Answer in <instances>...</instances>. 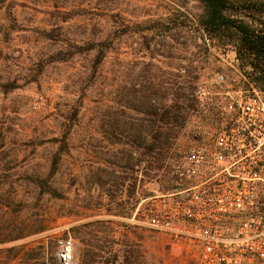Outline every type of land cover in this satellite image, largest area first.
I'll return each mask as SVG.
<instances>
[{
  "label": "rangeland",
  "instance_id": "374dc122",
  "mask_svg": "<svg viewBox=\"0 0 264 264\" xmlns=\"http://www.w3.org/2000/svg\"><path fill=\"white\" fill-rule=\"evenodd\" d=\"M8 7L20 28L7 36L0 32V78L16 76L19 87L0 91V231L24 233L39 220L44 229L0 244L5 250L0 264L33 263V247L39 243L55 256L59 236L72 239L73 264H79L82 244L71 228L90 220L106 221L102 229L109 240L136 239L139 231L138 243L154 264H196L193 250L169 243L140 225L136 215L133 219L141 198L172 185V171L137 182L128 197L132 179L122 182L115 166L125 140L117 135L111 143L100 129L99 114L102 104L117 108V101H125L115 98L118 82L128 86L137 79L144 88L151 76L162 80L172 78L179 67L182 73L189 71L199 111L188 117L176 141V164L194 142L227 124L229 99L236 89L231 82L257 87L247 75L250 68L240 65L231 45L204 34L199 0H0V23H8ZM151 22L155 26L145 29ZM137 25L143 30H135ZM51 27H56V39L38 32ZM107 37L119 42L118 47L96 69L93 51L64 61L51 58L60 49L67 51V42L81 45ZM54 137L62 144L52 141ZM36 174L49 178L59 190L57 197L38 196L30 180ZM135 175L141 177L140 172ZM118 201L124 202L123 208L117 207ZM18 246L22 248L8 250Z\"/></svg>",
  "mask_w": 264,
  "mask_h": 264
},
{
  "label": "trees",
  "instance_id": "16d2710c",
  "mask_svg": "<svg viewBox=\"0 0 264 264\" xmlns=\"http://www.w3.org/2000/svg\"><path fill=\"white\" fill-rule=\"evenodd\" d=\"M203 7V13L199 19V25L211 39H217L222 44L233 47L235 56L240 65L250 68L247 72L250 80L259 89H264V0H199ZM7 24L0 23V32L9 35L13 30H18L17 19L11 7L7 8ZM135 30H143L141 25ZM155 26L154 22L145 29ZM56 27L38 31L46 39H56L53 32ZM112 38H106L98 42H85L77 44L67 42V51L62 49L51 55L52 60L64 61L74 54L82 52H94L92 66L94 69L104 60L110 50L117 48ZM182 67L172 74V78L158 79L149 77L145 80V86H141L137 79H133L128 86L122 82L114 85L115 98L118 107L102 104L100 111V129L115 143L116 138H124V147L120 150L117 171L120 172L122 182L132 179L128 183V197L131 196L139 185L149 180L163 178L171 173L175 165L174 159L178 156L176 141L186 122L192 113L199 111L197 100L192 95L194 86L190 79L189 71L180 72ZM189 77V78H188ZM18 77L0 78V91L9 92L19 87ZM144 99L139 103V99ZM129 99L128 104L126 100ZM129 109L133 113H142V117H133L127 113ZM74 112V114H76ZM117 135H119L117 137ZM52 141H59L54 137ZM62 144V139L59 141ZM63 146V145H61ZM59 158V152L54 154L52 163L55 165ZM112 173L116 169H111ZM141 173L137 178L135 173ZM50 176V175H49ZM161 176V177H160ZM158 178V179H159ZM32 185L38 189V196L48 195L57 197L59 190L49 182V178L39 174L30 177ZM134 202V201H133ZM123 201L116 202L117 207L123 208ZM38 223L28 226L26 232L16 231L5 233L0 231V244L17 241L24 237L41 232L44 227ZM104 220H90L78 226H73L71 231L75 237H80L81 248L79 251V264H154L146 257L141 248V233L136 231V239L124 236L119 241L108 239L107 233H103ZM102 233V234H101ZM106 234V235H105ZM110 241V242H109ZM118 244L115 248L113 245ZM22 246L11 247L8 250L21 249ZM31 264H55L53 250L39 243L33 247ZM5 251L0 248V252ZM161 259L158 260V263Z\"/></svg>",
  "mask_w": 264,
  "mask_h": 264
},
{
  "label": "built area",
  "instance_id": "2783aa9c",
  "mask_svg": "<svg viewBox=\"0 0 264 264\" xmlns=\"http://www.w3.org/2000/svg\"><path fill=\"white\" fill-rule=\"evenodd\" d=\"M231 86L227 124L194 142L172 185L141 198L133 217L193 250L196 264H264V90ZM55 246L58 263L73 264L72 239Z\"/></svg>",
  "mask_w": 264,
  "mask_h": 264
}]
</instances>
